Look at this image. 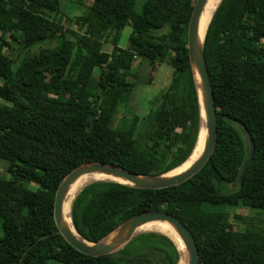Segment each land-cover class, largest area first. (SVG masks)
<instances>
[{
  "label": "trees",
  "instance_id": "1",
  "mask_svg": "<svg viewBox=\"0 0 264 264\" xmlns=\"http://www.w3.org/2000/svg\"><path fill=\"white\" fill-rule=\"evenodd\" d=\"M64 1L0 0V31L10 39H58L54 50L15 66L4 51L10 42L0 37V264H179L174 243L153 232L113 254H82L59 233L54 204L65 177L85 163L156 176L189 157L200 119L187 47L196 1L93 0L75 19L78 31L64 24ZM127 26L132 32L121 48ZM204 53L217 109L211 158L166 189L85 186L71 217L86 241L102 240L138 214L164 211L193 234L198 264H264V0H222ZM138 58L152 76L164 63L172 69L166 92L144 116L131 108ZM39 89L55 95L42 98ZM241 199L254 215L236 213Z\"/></svg>",
  "mask_w": 264,
  "mask_h": 264
},
{
  "label": "water",
  "instance_id": "2",
  "mask_svg": "<svg viewBox=\"0 0 264 264\" xmlns=\"http://www.w3.org/2000/svg\"><path fill=\"white\" fill-rule=\"evenodd\" d=\"M206 2L207 0H196L195 2L191 19L188 25L187 44L190 65L194 78V84L198 96L200 115L199 130L195 146L198 144L201 138H203V152L200 158L195 163H193L188 169H186L182 173L169 177H166V174L168 172L156 176L138 175L111 163L90 162L80 165L74 170H72L65 177V179L62 181L57 190L54 204V220L59 233L62 235L65 241L82 254L92 257H99L116 253L119 250L123 249L134 237H136L138 234H141H136V231L139 226L150 221L159 220L171 225L178 232L182 242L184 243L188 251V264L199 263L198 247L193 234L180 219H178L175 215L171 213L164 211H150L138 214L120 224L113 232H111V234L107 235L102 240L96 243H91L86 241L81 236L80 237L82 238L83 242L78 241L72 236L70 230L63 223L62 208L65 194L70 185L85 174L95 172L103 173L106 175H111L117 179H121L126 183L115 181L98 182H115L139 189L160 190L185 183L193 176H195L201 169H203V167L209 161L216 146L218 128L217 109L215 105L214 92L205 59L204 44L202 46H199L198 44V26ZM248 149L251 153L250 145L248 146ZM158 234L166 236L174 243L179 252L180 263L182 260V253L180 251L178 243L165 234Z\"/></svg>",
  "mask_w": 264,
  "mask_h": 264
},
{
  "label": "rangeland",
  "instance_id": "3",
  "mask_svg": "<svg viewBox=\"0 0 264 264\" xmlns=\"http://www.w3.org/2000/svg\"><path fill=\"white\" fill-rule=\"evenodd\" d=\"M196 0H193V3ZM93 0H65L64 1V13H65V26L72 28L74 30H81V28L75 25V19L79 16H84L88 13L89 6L92 4ZM141 2V0H139ZM250 6L255 8V2L251 1ZM166 29L163 30L165 32ZM132 32L130 26H127L121 36L119 46L125 48L128 43V38ZM8 40L10 42V47L4 49L5 53L12 57L15 60V66L20 62V60L28 55L34 54L41 50H54L57 46L58 39H51L44 43L40 44H24L22 37L19 33H16V40H12L9 37V33H4L0 31V37ZM109 51V49H108ZM135 73H136V82L138 83V88L135 91L133 102L131 108L140 116L147 115L152 106L160 99L163 93L166 92L169 83L172 79V69L166 63L162 64L158 68L155 76H152V67L147 61H141L139 58L135 63ZM152 78V82L149 80ZM37 94L47 99L48 96H54L55 92L50 91V94L47 95L42 89L37 91ZM123 116V113L119 112L117 114L118 120ZM179 130V128H178ZM179 167V166H178ZM5 164L0 163V173H4ZM170 172V171H169ZM168 172V173H169ZM235 211L239 215L243 216H252L254 213L249 210L247 202L244 199L235 201ZM231 223L234 225V228L241 227V224L238 223L236 219L231 216ZM56 264V263H51Z\"/></svg>",
  "mask_w": 264,
  "mask_h": 264
},
{
  "label": "bare ground",
  "instance_id": "4",
  "mask_svg": "<svg viewBox=\"0 0 264 264\" xmlns=\"http://www.w3.org/2000/svg\"><path fill=\"white\" fill-rule=\"evenodd\" d=\"M222 0H207L204 10L202 12L200 21H199V26H198V44L199 46H202L205 41V37L208 31V27L212 21V18L218 9L220 3ZM204 149V140L201 138V140L198 142V144L192 149L189 157L186 159V161L181 164L179 167L171 170L169 173L166 174V177L176 175L179 173H182L186 169H188L193 163H195L201 156L202 152ZM98 181H115V182H121V183H126L125 181L121 179H117L111 175H106L103 173H90V174H85L78 178L74 183L70 185L68 188L64 200H63V223L67 228L70 230L72 236L77 239L80 242H83L82 238L80 235L77 233L75 230V227L72 222V217H71V211H72V205L74 203L75 198L79 194V192L87 185L98 182ZM138 233H148V232H157V233H162L165 234L172 239H174L179 247L180 251L182 253V260L179 264H188V251L182 242L178 232L169 224L155 220V221H150L145 224H142L139 226V228L136 231Z\"/></svg>",
  "mask_w": 264,
  "mask_h": 264
}]
</instances>
